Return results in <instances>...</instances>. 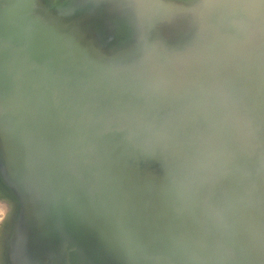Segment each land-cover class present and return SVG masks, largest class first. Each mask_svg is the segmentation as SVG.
Segmentation results:
<instances>
[{
	"label": "water",
	"instance_id": "95a60500",
	"mask_svg": "<svg viewBox=\"0 0 264 264\" xmlns=\"http://www.w3.org/2000/svg\"><path fill=\"white\" fill-rule=\"evenodd\" d=\"M0 264H264V0H0Z\"/></svg>",
	"mask_w": 264,
	"mask_h": 264
},
{
	"label": "clouds",
	"instance_id": "9594fccd",
	"mask_svg": "<svg viewBox=\"0 0 264 264\" xmlns=\"http://www.w3.org/2000/svg\"><path fill=\"white\" fill-rule=\"evenodd\" d=\"M6 212H7V206L0 203V223H2L3 220L5 219Z\"/></svg>",
	"mask_w": 264,
	"mask_h": 264
}]
</instances>
